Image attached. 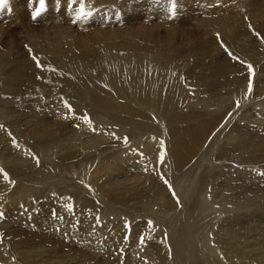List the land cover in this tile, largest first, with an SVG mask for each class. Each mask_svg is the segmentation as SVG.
Segmentation results:
<instances>
[{"label": "bare ground", "instance_id": "obj_1", "mask_svg": "<svg viewBox=\"0 0 264 264\" xmlns=\"http://www.w3.org/2000/svg\"><path fill=\"white\" fill-rule=\"evenodd\" d=\"M157 1L65 0L70 19L23 38L0 21V264L81 260L47 250L41 224L13 229L25 216L87 255L107 251L99 264H264V226L251 223L264 221V0ZM105 10L121 23L107 27ZM225 216L246 232L211 246L208 220Z\"/></svg>", "mask_w": 264, "mask_h": 264}, {"label": "rangeland", "instance_id": "obj_2", "mask_svg": "<svg viewBox=\"0 0 264 264\" xmlns=\"http://www.w3.org/2000/svg\"><path fill=\"white\" fill-rule=\"evenodd\" d=\"M8 1V2H7ZM20 1V2H19ZM62 1H63V3H62ZM172 0H158L157 1V3H156V5H157V8L158 9H160V10H166L167 9V7H168V5H169V3L171 2ZM174 1H176V0H174ZM178 1V0H177ZM185 1L186 0H182L181 2H183V3H185ZM23 4H22V3ZM159 2V3H158ZM6 5V6H5ZM56 5V6H55ZM65 5V6H64ZM66 3H65V0H44V4H43V7L41 8V3H40V0H5V3L3 4V6L1 7L0 6V21L1 22H6L5 21V19L6 20H8L9 22H7V23H5V25H4V27L6 28V29H9L12 33H18L19 32V35H20V37L21 38H23V32L26 30V29H29V28H31V30H33V31H36V30H38V29H43V30H45L44 28H50V27H53V24H55V22H57L58 21V19H59V17L61 16V15H65V17L67 18V19H70V15H72L74 12L73 11H75V9L77 10V6L76 5H71V6H69V7H66ZM189 6V5H188ZM186 7V6H185ZM81 8V7H80ZM156 8V9H157ZM162 8V9H161ZM8 10V11H7ZM3 11V12H2ZM169 11V10H168ZM167 11V12H168ZM5 12L7 13V14H5ZM107 12V13H106ZM166 12V13H167ZM170 12V11H169ZM175 12H176V10H175V7L174 6H172V9H171V16H174L175 15ZM180 12V11H179ZM38 13V14H37ZM106 13V14H105ZM5 14V15H4ZM23 14V15H22ZM58 15V16H57ZM109 13H108V11L107 10H105V11H103V13L101 14V16H102V18L103 19H105V21H106V23H107V27H108V25L110 24V23H108L109 21H111V20H114L115 21V23H113V25H112V27L114 26V25H119L120 23H121V20L119 19L120 17H121V15L120 14H118V12L116 11H114L113 13H112V19L110 18V19H108L109 18ZM114 15H115V17H114ZM11 18H10V17ZM19 17V19L18 20H16V17ZM108 16V17H107ZM120 16V17H119ZM10 18V20H9V18ZM69 17V18H68ZM5 18V19H4ZM31 18V19H30ZM49 18V19H48ZM51 18V19H50ZM56 18H58V19H56ZM113 18H115V19H113ZM20 19H22V21L20 20ZM73 20H74V17H73ZM92 21V23L91 24H93V25H95V26H97L96 25V22L95 21H93V20H91ZM165 21V20H164ZM163 21V22H164ZM12 22V23H11ZM142 22V21H141ZM156 22V21H155ZM163 22H161V20H160V24L162 23V25H159V26H162V29H165L166 27H168V26H170V25H172V24H170V22H167V21H165V23L164 24H166V26L165 25H163ZM168 23V25H167V23ZM105 23V22H104ZM119 23V24H118ZM136 23L137 22H135L134 24L136 25ZM102 23H99L98 25H101ZM12 25V26H11ZM137 25H138V23H137ZM9 26V27H8ZM185 25L183 24V26L182 27H184ZM118 27H120V26H118ZM96 28H99V27H96ZM161 28V27H160ZM25 29V30H24ZM242 38H244V36L242 37ZM234 43L237 45V46H239V43L238 42H236V41H234ZM238 43V44H237ZM17 44V43H16ZM18 45V44H17ZM18 47V46H17ZM28 48V49H27ZM25 50H27L28 52H27V54L28 53H30L31 51H30V48L29 47H26L25 48ZM30 51V52H29ZM45 62H47L46 64H49V62L46 60ZM59 69V68H58ZM59 70H61V69H59ZM65 71V70H64ZM192 95V94H191ZM127 138H129L128 136H127ZM264 165V164H263ZM262 165H259V167H261ZM263 168H264V166H262ZM202 168V167H201ZM199 169V168H198ZM204 169V168H203ZM194 175V172H191L188 176H186V180H185V184H186V188L188 187L189 189H192L193 187H194V185H196V186H200L199 185V183H197V180H196V177L195 176H193ZM125 175H123V174H121L120 176H119V178H121V179H126V176L124 177ZM190 177V178H189ZM2 178V177H1ZM3 179V178H2ZM9 180H10V178H9ZM5 181V180H4ZM17 179L14 177V179H12L10 182L9 181H5L6 183H11V185H16V183H17ZM189 184H188V183ZM197 183V184H196ZM18 184V183H17ZM172 185V184H171ZM190 186V187H189ZM241 186V185H240ZM172 187H173V185H172ZM7 188H9V184H7L6 185V189ZM173 190H172V192H175V190H174V188H172ZM210 190V189H209ZM5 194V193H4ZM197 194H198V192L196 191V193H195V195L197 196ZM2 197V193H0V198ZM174 200H176V195L174 196V198H173ZM62 205H63V202H60ZM77 204H79L78 206H80V207H82V208H86L85 206V204H84V202H81V201H79ZM139 205V204H138ZM137 205V206H138ZM143 207V206H142ZM88 208V207H87ZM38 211H39V209H37ZM59 213H61V212H59L58 211V214ZM148 214V211L143 207V209H142V212H141V215L143 216V217H145L146 215H144V214ZM37 215H39V213H37ZM26 217V219L25 220H22L21 222H19L18 221V224H15L16 223V220H18L17 218L15 219V218H13V222H12V224H13V226H11V228L13 227V229L14 228H16V227H21V229H24V230H22V231H25V232H32L33 230V232H36L37 233V230H35L36 229V227H40V224H41V227L39 228V231L40 232H38V233H42V234H44L45 236H47V234L46 233H43L44 232V230L46 231V232H54L53 231V229H50V230H48L46 227H45V225H46V223H49V222H47V221H45L46 223H44V222H41V220L38 218L37 219V223L36 224H31V223H29L30 221L28 220V219H30L28 216H25ZM222 217V216H221ZM207 217H204L203 219H206ZM114 219V218H113ZM122 220V222L124 223V224H129V222L128 221H126L125 219H126V214L125 215H123V216H121L120 218H118V220ZM143 220H146V218H144ZM208 220V219H207ZM226 216L225 217H223L221 220H219V222L217 223V225H216V223H214L211 219H210V221L208 220V227H207V229H208V231H209V233L208 234H206L205 236L206 237H204V235H202V237H204V241H206L207 243H210V245L211 246H213V244H214V242H216V237L214 236V234L216 235V236H219V235H221V234H223L222 232H229V230H234L233 232H242V231H244V230H240L238 227H236V226H231V225H229V222L230 221H228V220H226ZM28 221V222H27ZM146 221H148V220H146ZM227 223V224H225V223ZM23 223V224H22ZM44 223V224H43ZM251 223H254L255 224V227H257L258 226V228L260 229L262 226H264V221H262V219L261 218H255L254 220H251ZM24 224H25V226H24ZM30 224V226H28ZM37 224H38V226H37ZM50 224L52 225V223L50 222ZM27 225V226H26ZM53 225H54V227H57L56 226V224L55 223H53ZM225 227V229H224V227ZM23 227H27V229L26 228H23ZM29 227V228H28ZM215 227H216V229H215ZM227 228H229V229H227ZM40 229H44L43 231H41ZM32 230V231H31ZM59 230H61V232H63V230L62 229H59ZM217 230V231H216ZM225 230V231H224ZM239 230V231H238ZM13 232H19V231H13ZM24 232V233H25ZM217 232L219 233V235L217 234ZM244 232H246V231H244ZM250 232H253V231H250ZM55 234H51V235H49V237L47 238H45V236H37V238L38 239H40L41 241H40V243L42 244L44 241V243L43 244H45V246L46 247H48V249L47 250H49L50 249V251H56V250H61L60 251V253L64 250V252H66L67 254V256L68 257H71V259L74 257V253H75V250L77 251V252H79V254L80 255H78L79 257H81V260L80 261H78L76 264H99V262L97 261V260H95V259H100V260H102V258L103 257H105V255L107 254L106 252L107 251H105V252H103V253H101V252H98L97 254H98V256H96V255H92V254H86L84 251H82V250H78L77 248L78 247H82V246H77V245H74L75 247H77V248H71L70 247V245H68L67 243H66V241H68V232H65V234L67 235L66 237H65V235H61V234H59V233H57V232H54ZM114 233H116V232H114ZM127 233H130V235H131V233H137L136 235L137 236H140L142 233H140V232H127ZM191 232H185L184 233V235L186 236V240H187V237H188V235L190 234ZM195 234H196V238H200V236H198L199 234L197 233V232H195ZM198 234V235H197ZM14 235V234H13ZM22 235L24 236V235H26V234H23L22 233ZM14 236H16V235H14ZM29 237H31L30 236V234L28 235ZM52 236V237H51ZM60 236V237H59ZM63 236V237H62ZM153 236V235H152ZM18 237V236H17ZM141 237V236H140ZM222 236H219V238L222 240V239H224V238H227V237H225V236H223L222 238H221ZM13 238V237H12ZM250 238H253V236H250ZM63 239V240H62ZM209 239V240H208ZM215 239V240H214ZM48 240H50V241H48ZM185 240V239H184ZM213 241L212 243H211V241ZM65 243H64V242ZM39 244V242L37 243V245ZM51 244V245H50ZM55 244V245H54ZM54 245V247H51V246H53ZM60 245V246H59ZM50 246V247H49ZM66 246V247H65ZM64 248V249H63ZM71 248V249H70ZM52 249V250H51ZM65 249H67V250H65ZM125 251V250H124ZM124 251H123V253H124ZM53 252V253H54ZM72 253V254H71ZM100 253V254H99ZM126 253V252H125ZM71 254V255H70ZM102 254V255H101ZM105 254V255H104ZM126 254H128V253H126ZM100 255V256H99ZM182 255H183V253H182ZM91 257H93V258H95V259H91ZM83 258V259H82ZM59 258L58 257H54V260H58ZM127 259V258H126ZM74 262L76 261L75 259L73 260ZM85 261V262H84ZM102 262H104V263H108L107 261H106V258H105V260H102ZM114 262H116V261H114ZM182 262V261H181ZM110 263H112V262H110ZM117 263V262H116ZM116 263H114V264H116ZM183 263V262H182ZM182 263H178V264H182Z\"/></svg>", "mask_w": 264, "mask_h": 264}, {"label": "snow or ice", "instance_id": "obj_3", "mask_svg": "<svg viewBox=\"0 0 264 264\" xmlns=\"http://www.w3.org/2000/svg\"><path fill=\"white\" fill-rule=\"evenodd\" d=\"M4 3H5V0H0V6H2ZM40 3H41V8H42L43 4H44V0H40ZM80 13L82 15H87L88 14L87 12H84V6L83 5H81ZM228 54L232 55L230 52H228ZM33 59L36 60V66L38 68H40L42 71L45 70V65L41 64L39 62V60L35 56L33 57ZM247 67H248L249 73H252L254 71L253 66L251 64L247 65ZM47 70L55 71V69H53V68H48ZM38 79H40V77H38ZM251 87H252V84H251V81L249 80V83H248L249 91H251ZM65 106L67 108L71 109V105L67 104L66 101H65ZM127 139H128L127 137L124 138L125 142H127ZM13 144H16L15 139H13ZM161 147L162 148L164 147V142L163 141H161ZM140 155H143V154L140 153ZM164 155H165V153L163 151H161L160 152V160H161V162H163V160H164ZM37 164H39V160L38 159H37ZM0 172H3V169H0ZM262 174H264V173H262ZM4 178L5 179L8 178L7 173H4ZM165 183L167 184V181H165ZM169 190L172 191L171 185H169ZM172 194H173V196H175L174 192H172ZM53 195H55V194H53ZM68 207H69V209H71L72 206L68 205ZM53 215H55V213H53ZM0 218H3V213L2 212H0ZM96 220H97V224H99L100 223V218L98 216L96 217ZM148 225L151 226L152 225V221H148ZM94 227H95V225H94ZM125 227L126 228L130 227V224H125ZM125 238H127V237H125ZM140 242L144 243V237L143 236L140 237ZM121 251H123V249H121Z\"/></svg>", "mask_w": 264, "mask_h": 264}]
</instances>
